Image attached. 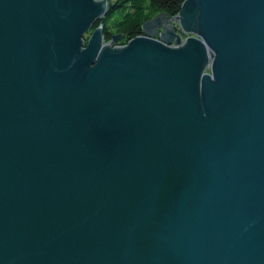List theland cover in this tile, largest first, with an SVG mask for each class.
<instances>
[{
    "label": "water",
    "instance_id": "1",
    "mask_svg": "<svg viewBox=\"0 0 264 264\" xmlns=\"http://www.w3.org/2000/svg\"><path fill=\"white\" fill-rule=\"evenodd\" d=\"M110 5L0 0V264H264V0Z\"/></svg>",
    "mask_w": 264,
    "mask_h": 264
},
{
    "label": "trees",
    "instance_id": "2",
    "mask_svg": "<svg viewBox=\"0 0 264 264\" xmlns=\"http://www.w3.org/2000/svg\"><path fill=\"white\" fill-rule=\"evenodd\" d=\"M103 41H111L112 34H120L125 45L131 39L141 36L142 25L158 13L177 15L184 0H107ZM100 24L97 21L93 29ZM89 33L84 35L86 42Z\"/></svg>",
    "mask_w": 264,
    "mask_h": 264
},
{
    "label": "flooded vegetation",
    "instance_id": "3",
    "mask_svg": "<svg viewBox=\"0 0 264 264\" xmlns=\"http://www.w3.org/2000/svg\"><path fill=\"white\" fill-rule=\"evenodd\" d=\"M103 31H104V27H103ZM160 31V29H159ZM177 32V31H176ZM141 33L143 35V31L141 30ZM153 38H158V32L152 35ZM186 37V35H181V38L184 39ZM122 44H124V42L122 41V36L121 38L117 41V43L115 44L116 46H122Z\"/></svg>",
    "mask_w": 264,
    "mask_h": 264
},
{
    "label": "rangeland",
    "instance_id": "4",
    "mask_svg": "<svg viewBox=\"0 0 264 264\" xmlns=\"http://www.w3.org/2000/svg\"><path fill=\"white\" fill-rule=\"evenodd\" d=\"M87 36H88V34H87Z\"/></svg>",
    "mask_w": 264,
    "mask_h": 264
}]
</instances>
